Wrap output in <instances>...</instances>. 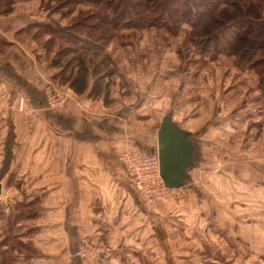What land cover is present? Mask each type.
<instances>
[{
	"label": "rangeland",
	"instance_id": "1",
	"mask_svg": "<svg viewBox=\"0 0 264 264\" xmlns=\"http://www.w3.org/2000/svg\"><path fill=\"white\" fill-rule=\"evenodd\" d=\"M150 1L145 5L147 11L138 10L145 16H137L135 24L132 22L111 32L109 40H101L108 36L97 40L99 51L92 60L97 62L98 58L115 56L126 59L127 74L135 73L136 82L138 77L139 81L134 84L133 75L123 81L122 75H118L109 86L114 90L125 89L128 95H141L140 98H118L132 105L135 102V109L127 116L140 127L136 133L139 131L143 141L147 138L148 144L149 139L154 144L155 129L163 117L170 116L182 127L185 138L193 143L196 160L191 170L193 189L188 190L183 185L169 189L150 208L154 214L145 216L147 219L142 221L145 227L135 232L130 230L124 248L132 253L128 260L139 264H264V241H261L264 210L260 187L264 179V35L254 36L251 28L242 33L236 24L228 26V23L223 27L213 24L210 30H215L213 33L219 36V42L197 44L196 38L209 32V28L199 26V21L184 12L182 3L177 6L176 0ZM217 1L218 10L233 11L228 0ZM257 1L264 5V0ZM76 2L42 0L41 7L49 13L51 24L55 20L52 13L57 15L56 20L72 28L80 15L89 14L95 24L101 22L102 6ZM190 3L194 6L196 2ZM246 3L250 2L246 0ZM215 4L216 0L205 1L203 7L194 6V10L205 16L208 9H215ZM172 10L182 13L174 19L170 15ZM155 16L158 17L155 21L147 23ZM80 33L87 36L88 31ZM50 34L48 41L40 39L36 43L40 44L41 51H51L47 55L50 65L58 62L63 67L60 74L65 86L61 88L42 73L46 81L44 88L65 95L62 105L53 108L59 109L72 94L73 71L78 73L80 68L73 62L72 53L58 50L67 45L65 39ZM104 45L109 47L107 54L101 50ZM90 47L95 48V45ZM130 60H137L133 64L138 65H132ZM8 111H11L10 95L1 91L0 115ZM26 113L36 115L32 111ZM135 195L139 198L136 191ZM2 203L6 204V200ZM154 215L157 222H153ZM146 226L154 231L153 238ZM3 240L16 250L23 247L8 236ZM84 242L94 248L88 259L98 257L101 251L89 241ZM134 250L139 253L135 254L136 259ZM150 254L157 258L149 259Z\"/></svg>",
	"mask_w": 264,
	"mask_h": 264
},
{
	"label": "crops",
	"instance_id": "2",
	"mask_svg": "<svg viewBox=\"0 0 264 264\" xmlns=\"http://www.w3.org/2000/svg\"><path fill=\"white\" fill-rule=\"evenodd\" d=\"M41 2L0 0V92L9 93L11 101V111L0 115V192L6 195H0L5 214L0 216V251H5L8 264H139L128 260L132 253L125 251V243L130 230L145 227L142 221L153 212L142 209L117 154L125 145L156 154L159 127L154 144L136 133L140 127L127 116L135 102L118 98L141 95L109 86L118 75L123 81L133 75L135 84V73L127 74V60L119 56L92 60L96 49L90 46L95 43L87 49L66 45L58 49L70 50L65 52L74 55L80 71H73L75 85L70 86L65 105L47 107L43 74L61 88L63 67L58 62L50 65V50L41 51L36 40L48 41L51 31L38 27L50 24L55 31L67 25L53 13L51 24ZM108 46L101 47L106 54ZM129 62L138 65L133 64L137 60ZM193 168L187 170L183 184L188 190L193 189ZM260 184L264 210V179ZM146 228L153 238L154 231ZM7 236L23 247L7 245L3 240ZM261 238L263 242L264 235ZM83 240L101 251L98 257L73 255ZM135 254L139 253L134 250L136 259Z\"/></svg>",
	"mask_w": 264,
	"mask_h": 264
},
{
	"label": "trees",
	"instance_id": "3",
	"mask_svg": "<svg viewBox=\"0 0 264 264\" xmlns=\"http://www.w3.org/2000/svg\"><path fill=\"white\" fill-rule=\"evenodd\" d=\"M82 1H86L89 4H96L99 6H102V9L104 13L101 17V22L98 24H95L93 21L92 15H80L74 22L73 28L66 26V28L62 29H55L53 31L54 27L52 25L38 27L39 29H44L47 31H51L52 34H54V37L65 39L66 47L70 49L72 46L76 47H82V48H88L90 44L95 43V48L97 51L94 52L95 54L99 51L98 41L104 36L103 40H109L111 36L109 35L111 32L116 31L119 28H124L130 23H136L137 16L143 17L145 15H142L139 9H145L147 11V8L145 5H147V2L151 3L150 0H77L76 3H81ZM141 6H140V2ZM145 1V3L143 2ZM165 1H171L174 2L175 0H165ZM196 2L194 3L196 8L203 7L205 1H211V0H176L175 5L181 6V3L183 7H185L184 12L188 13V15H192V19L195 18V20L199 21V26L205 27L207 30L209 28V32L202 33L197 37L198 40L197 44H200V42L206 41L207 44L209 41H211L213 44H217L219 42V36L216 33H213L210 29L214 25H218L220 27H223L225 24L226 26H232L236 24L239 29L244 33L243 30L247 28H251V32L254 36H263L264 35V5L263 2H259L257 0H248L250 3H246V0H237L236 2L234 0L230 1V8L233 9V11H229L228 9L218 10L217 7L219 5L218 1L216 0L215 9H208V12L205 16H202V14L197 13V11L194 10V6L190 2ZM253 3V4H251ZM251 5V7L249 5ZM56 9V8H54ZM53 9V10H54ZM130 11V12H129ZM144 11V12H145ZM180 13V12H179ZM179 13H176L175 11H171L170 15L177 19L180 15ZM185 17V15L183 14ZM182 16V17H183ZM158 18V17H157ZM156 16L154 18H149L147 23H151L155 21ZM139 19V18H138ZM144 19V18H143ZM161 19V18H160ZM191 19V18H189ZM231 24V25H230ZM107 25V26H104ZM38 26V25H37ZM212 26V27H211ZM79 29V30H78ZM220 29V28H218ZM216 29V31L218 30ZM85 31H88L87 36L80 33H84ZM92 30V31H91ZM211 32V33H210ZM56 33V34H55ZM104 34V35H103ZM64 37V38H63ZM95 40V42L93 40ZM243 39V38H242ZM94 46V44H93ZM205 46V45H204ZM81 49V48H80ZM69 52L70 50H66ZM256 62V60H255ZM254 63V62H253ZM264 67V65H263ZM4 214V208L0 205V216H3ZM11 216V215H10ZM0 247H2V243L0 242ZM5 251H0V264H8L9 258L5 257Z\"/></svg>",
	"mask_w": 264,
	"mask_h": 264
},
{
	"label": "built area",
	"instance_id": "4",
	"mask_svg": "<svg viewBox=\"0 0 264 264\" xmlns=\"http://www.w3.org/2000/svg\"><path fill=\"white\" fill-rule=\"evenodd\" d=\"M63 94L46 87L44 95L47 107L53 109L55 106H61L65 100ZM117 158L125 168L126 180L138 193L142 207L146 210L154 207L157 200L169 190L160 178L157 155L146 154L125 146L117 154ZM93 249L83 241L74 256L88 258L90 251Z\"/></svg>",
	"mask_w": 264,
	"mask_h": 264
},
{
	"label": "water",
	"instance_id": "5",
	"mask_svg": "<svg viewBox=\"0 0 264 264\" xmlns=\"http://www.w3.org/2000/svg\"><path fill=\"white\" fill-rule=\"evenodd\" d=\"M159 175L168 189L180 188L187 179V170L193 165L194 146L185 138V132L165 116L156 132ZM4 193L1 191L0 195Z\"/></svg>",
	"mask_w": 264,
	"mask_h": 264
}]
</instances>
